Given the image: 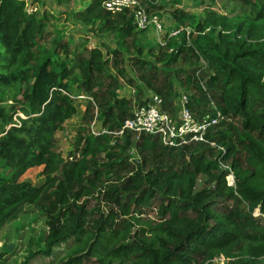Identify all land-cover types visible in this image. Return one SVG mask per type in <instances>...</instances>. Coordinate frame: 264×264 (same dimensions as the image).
I'll return each instance as SVG.
<instances>
[{"label": "trees", "instance_id": "trees-1", "mask_svg": "<svg viewBox=\"0 0 264 264\" xmlns=\"http://www.w3.org/2000/svg\"><path fill=\"white\" fill-rule=\"evenodd\" d=\"M103 1L90 0L75 17L115 36L118 47L109 48L108 58L97 47L71 50L61 38H54L51 51H37L47 12L27 14L21 2L0 0V97L23 82L20 111L26 116L0 135V160L7 169L0 174V225L48 193L49 202L67 207L68 214L64 224L58 217L49 222L43 251L69 239L77 242L76 252L85 250L64 264H83L90 256L104 264L107 256L128 253L137 257L135 264H211L219 253L257 263L264 257V0H233L251 7L235 19L209 10L194 20L175 8L171 16L183 27L176 40L156 47L141 40L144 29L128 8L113 13ZM162 7L146 3L148 15ZM124 85L133 88V96L121 95ZM73 88L90 95L105 131L81 128L62 155L56 136L77 112ZM181 92L188 93L186 107L195 119L219 113L205 138L223 151L207 142L169 147L157 135L118 133L146 94L159 95L173 115ZM14 112L6 116L0 108L4 124ZM221 163L231 167L234 184ZM37 173L42 186L26 180ZM200 174L204 185L196 189ZM99 185L103 191H97L95 205L79 202ZM217 202L220 212L213 208ZM153 204L158 220L143 224L142 208ZM133 223L141 226L133 242L113 241L130 237Z\"/></svg>", "mask_w": 264, "mask_h": 264}, {"label": "rangeland", "instance_id": "rangeland-1", "mask_svg": "<svg viewBox=\"0 0 264 264\" xmlns=\"http://www.w3.org/2000/svg\"><path fill=\"white\" fill-rule=\"evenodd\" d=\"M36 1L39 3L40 11H46L48 14V19L44 25L43 37L38 41L35 47L37 51H39V47L41 50L46 51H51L55 48L53 43L54 38H61L66 42L68 40L71 50L75 45L79 51H85V48L97 47L103 51L106 58L110 57V53L108 52L109 48L118 47V42L114 35L101 32L97 29L96 25L85 24L75 17V13L86 7L90 0ZM157 4L163 6L162 9L156 10L155 15H157L163 27V37L165 40L168 38L176 40V33L171 35V37H169V34L183 27H177L171 16L170 12L175 8L184 10L194 20H201L209 10H214L228 19L242 18L247 16L251 9L250 6L233 0H178L175 4L172 0H158ZM187 28L189 29V27ZM140 38L144 44L154 47L159 45L157 37L151 27L144 29L140 34ZM43 54L44 53L40 52L38 56H43ZM24 86L23 82L18 81L12 87H9L7 91H5V94L3 93L0 97L2 114L7 116L15 111L8 124H4V115L0 114V135H2L1 132L3 129L8 130L12 125L19 126L21 123L19 118L26 117L22 111H20L23 105L21 92ZM3 88V86L0 87V92H4ZM120 93L124 96L134 95L133 88L128 85H124ZM69 94L72 96L77 112L73 117L65 121L62 130L57 133L55 146L62 155L66 154L67 150L73 147L75 134L81 128H86L92 133L98 132L103 128L101 126V121L98 120L97 110L92 105L90 95L75 88L71 89ZM148 95L146 94L145 96L147 97ZM84 114H86L85 122H83L82 119ZM212 143L209 144L216 147L217 150H221L217 147L218 145L216 142L212 141ZM99 154L101 157L105 152L100 151ZM79 155L80 154L76 157ZM133 155L134 154H131L130 157L135 159ZM221 167L224 169L223 166ZM230 170L232 171L231 167ZM0 174H7V169L3 168L1 160ZM232 174L234 175L233 171ZM204 179L205 177L200 174L197 178L196 189H200L204 185ZM26 180L36 186H42L44 184V178L40 173L34 176L29 175L26 177ZM233 182H235V178ZM111 183H115V179L108 182V184ZM44 189L47 191L46 188ZM97 191H103L101 185L98 186L92 195L83 196L79 202L83 199H87V204H89V206L95 205L96 199L99 197ZM52 202L55 203L54 201ZM213 208L217 212L222 211L220 202L215 203ZM67 214V207L49 202L48 193H43L37 203H29L21 206L12 217L8 218L0 225V264H64L69 255H75L76 258H78L77 256H79L80 252L84 249H80L76 252L78 246L75 245L77 242L73 239L53 246L50 253L43 251L46 249L45 238L49 232V222L59 219L60 224H64L67 220ZM253 214L258 216V209H256ZM53 217H55V219H53ZM56 217H58V219H56ZM139 217L143 224L148 221L154 224L159 217L156 204L147 208L143 207ZM145 226L150 228L152 225ZM140 228V225L133 223L130 237L124 239H115L112 237L113 241L120 240L117 242L119 244L130 241L133 242L137 235H140ZM145 235L148 236L149 232L146 231ZM84 252L85 250L83 253ZM95 260V256H90L89 259L84 258L82 263L95 264ZM232 260H234L233 264H246V261L241 256L227 257L222 253L217 254L211 260V264H232ZM136 261L137 257L128 253L126 255H115L113 257L107 256L104 264H135ZM255 264H264V257L259 258Z\"/></svg>", "mask_w": 264, "mask_h": 264}, {"label": "built area", "instance_id": "built-area-1", "mask_svg": "<svg viewBox=\"0 0 264 264\" xmlns=\"http://www.w3.org/2000/svg\"><path fill=\"white\" fill-rule=\"evenodd\" d=\"M23 4L24 11L27 14H34L40 10L39 3L36 0H17ZM158 0H104L102 5L105 9L111 12L122 11L128 8L133 14L134 23L140 29L151 27L157 37L158 44L164 45L166 40L163 37V27L157 15H148L146 3L157 4ZM182 29V28H180ZM179 29V30H180ZM187 29V28H185ZM179 30L171 32V35L177 34ZM188 93L181 92L178 99L177 109L175 114L169 115L162 108V98L154 93L147 96L144 104L137 105L133 109V116L124 121L118 133L124 129L132 131L136 134L146 132L151 135L159 136L161 142L169 147H178L191 142H207L212 143L205 138L208 127L217 121L219 113L216 111V116L210 118L205 115L202 120L195 119L186 107ZM101 129L95 134L104 132ZM213 144V143H212ZM222 151L223 146H217ZM224 169H227L226 180L230 184H234V175L227 164H222Z\"/></svg>", "mask_w": 264, "mask_h": 264}]
</instances>
